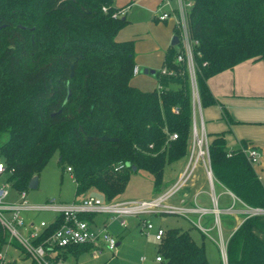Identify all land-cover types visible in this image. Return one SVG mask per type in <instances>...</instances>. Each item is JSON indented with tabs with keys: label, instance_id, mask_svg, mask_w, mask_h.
<instances>
[{
	"label": "trees",
	"instance_id": "trees-1",
	"mask_svg": "<svg viewBox=\"0 0 264 264\" xmlns=\"http://www.w3.org/2000/svg\"><path fill=\"white\" fill-rule=\"evenodd\" d=\"M188 1L198 100L206 107L218 103L209 77L247 59L264 60V0ZM118 10L113 0H0V155L14 189L26 190L57 152L58 162L70 167L75 196L94 188L115 199L139 169L152 175L158 191L165 165L187 154L192 87L186 61L176 58L181 49L178 43L165 49L156 87L131 84L134 40L117 39L128 22L113 16ZM173 31L178 36L176 25ZM172 132L177 137L169 140ZM207 134L214 178L245 205L264 209V183L242 150L246 142L229 149L223 131ZM118 161L124 167L114 170ZM89 249L67 246L62 257ZM157 253L160 264H223L209 261L203 245L180 227L165 229ZM225 253L226 264H264V213L244 217Z\"/></svg>",
	"mask_w": 264,
	"mask_h": 264
},
{
	"label": "built area",
	"instance_id": "built-area-1",
	"mask_svg": "<svg viewBox=\"0 0 264 264\" xmlns=\"http://www.w3.org/2000/svg\"><path fill=\"white\" fill-rule=\"evenodd\" d=\"M190 2L188 0H160L157 18L160 21L174 18V23L179 30L178 38L183 44V51L177 55V60H185L189 69L192 87V112L190 126L189 158L180 174L174 182L160 193L150 198L135 199H106L102 196L85 194L71 202L60 201L56 196H51L46 200L33 203L28 200L26 190L14 189L10 182L6 180L10 170L7 169L5 159L0 155V227L5 233L3 243H0V264H70L69 257L63 258V249L67 246L86 244L90 245L89 250L102 253L106 250L113 254L118 246L117 235L109 229L112 222H117L122 228L127 226V217H141L142 223L140 230L149 232L154 226L148 215H164L173 213L187 216L196 212L199 215L211 211L218 217L220 209L216 206L215 199L212 198V207L189 206L184 203L183 198H178V193L187 185L193 177L198 164H201L207 181L212 187L213 173L209 158V137L204 128L200 114V103L198 100L193 59L191 52V37L188 28L187 10ZM105 10V7H103ZM123 11L118 10L113 16H120ZM164 71V70H162ZM139 72L137 65L133 66L132 74ZM177 134H169V140L175 139ZM247 159L255 165L258 162L259 153L255 146L246 144L242 147ZM124 167L122 161H118L114 170ZM70 170V167H66ZM246 212L251 214L264 213V209L255 208ZM30 211H49L53 213V219L47 221L40 219L38 222L30 220L26 212ZM92 214L88 219L86 215ZM85 215V216H84ZM100 215V216H99ZM61 218L60 223L54 231L45 236L40 242L34 240L40 237L43 228L48 223ZM201 230L206 232L202 226ZM153 237L160 240L165 230L155 228ZM18 246L13 244V241ZM221 258L226 264V253L221 248ZM140 260H145L144 256ZM155 260L162 262L161 256L157 253Z\"/></svg>",
	"mask_w": 264,
	"mask_h": 264
},
{
	"label": "crops",
	"instance_id": "crops-1",
	"mask_svg": "<svg viewBox=\"0 0 264 264\" xmlns=\"http://www.w3.org/2000/svg\"><path fill=\"white\" fill-rule=\"evenodd\" d=\"M113 4L123 11L121 16L128 20L116 37L120 40H134V60L135 65L139 68V72L135 76L143 72V69L158 70L165 49L171 45L170 41L174 35L171 20L174 21V18L158 20L160 0H113ZM154 73L143 72L148 77L142 74L137 79L136 86L141 88V85H151L150 88L144 89L156 87L148 79L149 75L154 76ZM207 84L218 103L200 107L206 132L223 131L226 146L229 149L238 147L241 140L255 146L259 158L253 167L264 183V60L241 61L232 68L209 77ZM221 106L226 109L231 121L228 122L223 118ZM181 171L182 169L177 170V176ZM191 179L192 182H189V185L185 186L177 197L185 199L186 205L207 208L213 206V198L220 211L216 220L211 211L201 215L196 212L187 214L190 228L185 229L188 230L195 242L203 245L209 261H218L221 258V248L225 250L227 239L246 217V210L249 207L219 181L214 179L212 187L209 183H204L202 170H199L198 174L194 173ZM85 194L90 193L85 192ZM56 197L59 198V195ZM29 219L33 220L30 216ZM198 225L202 226L206 232L201 230ZM122 233L123 231L117 233V238L122 237ZM119 244L120 239H118ZM214 246L219 251L218 256L214 253Z\"/></svg>",
	"mask_w": 264,
	"mask_h": 264
},
{
	"label": "rangeland",
	"instance_id": "rangeland-1",
	"mask_svg": "<svg viewBox=\"0 0 264 264\" xmlns=\"http://www.w3.org/2000/svg\"><path fill=\"white\" fill-rule=\"evenodd\" d=\"M170 21V20H169ZM172 21V29L175 27V23ZM174 32V31H173ZM179 32V31H178ZM179 37V36H178ZM177 46L183 51L182 42H178ZM135 61V60H134ZM160 63V67H161ZM159 67V69H160ZM190 73V72H189ZM143 74L140 72L138 76L133 75L130 82L133 85H137V79ZM147 75V74H143ZM149 81L153 86H157L156 76L149 75ZM148 77V75H147ZM136 79V80H135ZM137 82V83H136ZM147 84V82H146ZM138 87L143 90H148L144 88H150L151 85H141ZM190 141V131L187 138V147ZM189 158V149H187V154L177 161H173L166 164L163 171V184L160 190L154 189L152 175L144 170H137L131 173L125 190L116 198L119 200L123 199H133V198H150L160 193L164 189L168 188L176 179L177 170L183 169ZM66 165L60 164L58 162V153L55 152L46 164L37 172L36 176L38 178V185L36 188H27V197L30 202H42L47 198L55 195H59V200L63 202H71L75 196V184L70 173V170H66ZM202 170L203 181L208 183L207 177L205 176L204 169L201 164H198L195 169V174ZM213 176V181H214ZM216 180V179H215ZM192 182V179L188 181ZM184 186V187H185ZM183 187V188H184ZM87 193L101 196V194L94 188H91ZM247 206V205H246ZM249 207V206H247ZM256 207H249L248 211H252ZM248 214V213H246ZM26 216L32 217L34 222H38L40 219H45L50 221L53 219V213L49 211H30L25 213ZM228 215V214H227ZM100 216V215H99ZM229 216V215H228ZM164 217V219H162ZM146 219H149L154 228L149 232H144L140 230L142 219L141 217H127V226L122 228L117 222H112L109 225V229L113 234L122 232V237L120 239V244L117 246L116 251L111 254L110 252L103 250L102 253L94 252L93 250H87L81 253L78 257H69L70 264H160L155 260V256L158 251V240L154 239L153 233L155 228H163L164 230L169 227H180L182 229L189 227L188 218L186 216L177 215L173 213L164 214V216L159 215H148ZM187 226V227H186ZM190 228V227H189ZM195 231L194 228H192ZM214 253L216 256L219 255V251L214 246ZM144 256L145 260L141 261L140 257ZM219 258V257H218ZM73 259V260H72ZM221 260V258H219Z\"/></svg>",
	"mask_w": 264,
	"mask_h": 264
},
{
	"label": "water",
	"instance_id": "water-1",
	"mask_svg": "<svg viewBox=\"0 0 264 264\" xmlns=\"http://www.w3.org/2000/svg\"><path fill=\"white\" fill-rule=\"evenodd\" d=\"M179 42V38L177 35H173L171 41H170V44L171 45H176L177 43ZM77 59V57H73V58H70L68 59V64L70 66V75H72V72H73V64L75 62V60ZM142 71V70H141ZM143 72L144 73H147V72H150V73H154L155 71L154 70H148V69H143ZM103 140H113V138H108L106 136H102L101 137ZM134 169V167H133ZM37 182H38V178L36 175L32 176L30 178V180L28 181V188H36L37 187Z\"/></svg>",
	"mask_w": 264,
	"mask_h": 264
}]
</instances>
